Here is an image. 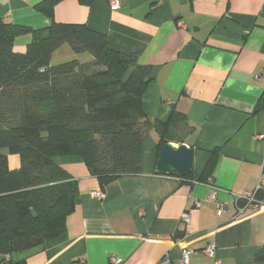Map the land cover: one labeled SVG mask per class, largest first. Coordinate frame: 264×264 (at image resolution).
<instances>
[{"label":"crops","instance_id":"1","mask_svg":"<svg viewBox=\"0 0 264 264\" xmlns=\"http://www.w3.org/2000/svg\"><path fill=\"white\" fill-rule=\"evenodd\" d=\"M42 1L0 0V18L31 26L43 39L53 19L84 23L106 34L112 48L137 55L150 67L142 96L147 117L167 121L175 110L186 116L192 130L184 143L194 149V165L188 179L157 173L156 129L143 140L141 173L104 188L81 156L54 157L78 182L79 200L66 231L24 252L19 264H112V256L120 264H158L165 255L175 263L187 247L189 264H258L264 189L256 210L239 212L245 202L237 196L264 174V140L257 138L264 133V0H118L117 9L112 0H61L53 18L36 8ZM32 40L20 35L14 49L24 52ZM68 48L57 50L69 56ZM9 160L20 165L15 154ZM210 160L212 174L201 179ZM101 190L102 198L92 195ZM216 200L225 205L222 214ZM209 243L217 247L211 256L203 252Z\"/></svg>","mask_w":264,"mask_h":264},{"label":"trees","instance_id":"2","mask_svg":"<svg viewBox=\"0 0 264 264\" xmlns=\"http://www.w3.org/2000/svg\"><path fill=\"white\" fill-rule=\"evenodd\" d=\"M60 1L44 0L36 8L53 18ZM48 30L43 39L31 26L0 18V264L23 263L24 252L66 231L79 187L54 157L81 156L104 188L141 173L142 143L151 129L160 134V148L183 144L192 130L177 110L167 121L147 117L142 96L150 67L137 55L112 48L106 34L84 23L53 19ZM29 33L27 49L16 51L15 38ZM64 44L90 59L52 63ZM9 154L19 156L18 167H11ZM212 166L210 160L201 179ZM256 261L264 264V245Z\"/></svg>","mask_w":264,"mask_h":264},{"label":"built area","instance_id":"3","mask_svg":"<svg viewBox=\"0 0 264 264\" xmlns=\"http://www.w3.org/2000/svg\"><path fill=\"white\" fill-rule=\"evenodd\" d=\"M112 3H113L111 5L112 9H117L119 7L118 0H112ZM178 22H179V25H181V26L185 25L183 20H179ZM41 70L43 71L44 69H41ZM257 138L264 140V133L258 134ZM262 189H264V174H262V176L260 177V180H259L256 188L251 189V190H245L244 192H242L240 195L237 196L238 201H244L245 202V204L239 208V212L244 211L246 209H252V210L258 209L260 207L262 201H259L257 199V195ZM217 192H218V190L215 189L211 199H215ZM92 195L96 196L98 198H102L104 196V193L102 190L101 191H93ZM195 204H196V206H199L200 202L196 201ZM224 210H225V205L223 203H221L220 201H217L218 214H222V212ZM190 219H191L190 211L185 210L181 216L182 224H185L186 226H188L190 223ZM216 248L217 247H216L215 243H209L203 248V252L205 254L211 256V255L215 254ZM192 252H193V248H191V247L184 248L182 256L177 262L174 263L168 255H165L160 259L158 264H189V259H190V255L192 254ZM121 262H122L121 258H119L117 256H112V264H120Z\"/></svg>","mask_w":264,"mask_h":264},{"label":"water","instance_id":"4","mask_svg":"<svg viewBox=\"0 0 264 264\" xmlns=\"http://www.w3.org/2000/svg\"><path fill=\"white\" fill-rule=\"evenodd\" d=\"M194 149L186 143L176 146L173 142H164L159 150L156 172L169 174L176 172L185 178L193 171Z\"/></svg>","mask_w":264,"mask_h":264},{"label":"rangeland","instance_id":"5","mask_svg":"<svg viewBox=\"0 0 264 264\" xmlns=\"http://www.w3.org/2000/svg\"><path fill=\"white\" fill-rule=\"evenodd\" d=\"M67 46H69L68 44H66ZM65 48H67V47H65ZM62 49H59V50H57V52H55L54 54H53V59H52V61L54 62V63H60L61 61L63 62V61H67V60H69L71 57H73L72 55L73 54H75L72 50H71V48H70V46H69V48H68V50H69V52H70V55L69 56H67V54H66V52L65 53H63L62 51H61ZM64 50V49H63ZM89 57L90 56V54L89 53H85V55H80V59H82V60H85L86 59V57ZM176 145H177V142H176ZM18 156V155H17ZM19 157V156H18Z\"/></svg>","mask_w":264,"mask_h":264}]
</instances>
